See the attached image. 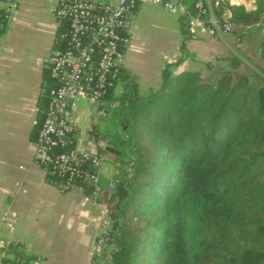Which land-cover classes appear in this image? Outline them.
Masks as SVG:
<instances>
[{"label": "trees", "instance_id": "1", "mask_svg": "<svg viewBox=\"0 0 264 264\" xmlns=\"http://www.w3.org/2000/svg\"><path fill=\"white\" fill-rule=\"evenodd\" d=\"M231 14L237 27L264 24V9ZM237 65L213 84L169 67L157 93L116 109L131 158L109 264H264V86L235 80ZM51 87L45 72L34 137Z\"/></svg>", "mask_w": 264, "mask_h": 264}, {"label": "crops", "instance_id": "2", "mask_svg": "<svg viewBox=\"0 0 264 264\" xmlns=\"http://www.w3.org/2000/svg\"><path fill=\"white\" fill-rule=\"evenodd\" d=\"M244 1L255 10L247 11L244 6L236 8L246 13L264 9V0ZM56 2L17 0L15 15L0 26V242L3 244L0 260L11 264L33 261L37 264H92L97 261L92 249L99 232L98 210L89 190L79 186L61 193L47 181L46 173L33 158L34 131L46 72L42 60L55 49L57 36L63 29V23L59 24L50 11ZM191 3L192 0H183L188 10ZM128 22L129 41L114 88L100 106L76 100L71 108L76 121L79 116H88L83 128H91L86 129L85 135L81 130L74 132L76 147L91 154H103L102 163L112 166L108 173L100 169V185L110 177L119 179L129 172L127 165L123 170L117 168V157L108 144L109 139L92 118L98 107L104 108V101L115 108L120 97L126 94L145 98V94L138 95L139 87L142 92L157 91L163 85V72L169 67L173 76L205 70H215L218 74L229 68L232 59H238L240 64L234 77L247 76L251 85L264 86V24L251 29L238 26L235 33L226 38L191 37L182 10L170 12L146 0H137ZM155 39L167 42L164 46L168 50L160 52L162 58L138 60L134 55L142 53L146 47L143 42L151 43ZM158 60L162 62L155 63ZM134 64L142 68L150 66V74L147 69L143 70L146 76L135 80L132 72H138L135 69L139 68Z\"/></svg>", "mask_w": 264, "mask_h": 264}, {"label": "built area", "instance_id": "3", "mask_svg": "<svg viewBox=\"0 0 264 264\" xmlns=\"http://www.w3.org/2000/svg\"><path fill=\"white\" fill-rule=\"evenodd\" d=\"M162 5L167 11L182 10L187 19L189 36L211 38L232 36L237 26L231 9L255 8L244 0H192L190 10L183 0H146ZM137 0H57L50 8L66 30L58 34L60 48L53 49L42 60L52 87L48 91L43 118L34 140V162L41 167L47 181L61 193L85 186L95 208L101 214L98 235L93 244L94 258L104 253L110 240L111 217L115 214L119 181L113 176L100 185L103 154H91L76 147L73 135L76 118L72 105L76 100L100 106L118 80L124 48L128 44V17ZM17 0H0V26L16 13ZM222 10V11H221ZM257 23L246 29L261 28ZM264 51V45H263ZM104 117L103 107L95 110ZM3 246L0 242V248ZM0 264H11L0 260ZM29 264H37L31 262ZM94 264V263H92Z\"/></svg>", "mask_w": 264, "mask_h": 264}, {"label": "rangeland", "instance_id": "4", "mask_svg": "<svg viewBox=\"0 0 264 264\" xmlns=\"http://www.w3.org/2000/svg\"><path fill=\"white\" fill-rule=\"evenodd\" d=\"M144 45L146 47H144L141 51L142 53L141 54H136L134 56L138 57V60H144V61H155L156 59H159V58H162V55H160V52H163V51H166L168 50L167 49V46H164L165 43L167 42H162L161 40L159 39H155L153 42H143ZM166 47V48H165ZM233 60V59H232ZM161 60H158L156 61L155 63L159 62ZM237 61H239L237 59ZM162 62V61H161ZM146 63V62H144ZM229 65H231V63H229ZM134 67H137L139 69H135L137 70L138 72H132L134 74V79L139 81V79L141 77H144L146 76L144 71L143 70H146L148 71V74H150V69L151 67L150 66H143L142 67H139L138 65L134 64L133 65ZM230 67V66H229ZM240 68V64L237 65V67L235 69L232 70V74L234 72H236L238 69ZM215 70H212V72H209V71H201V73H199V80L200 82L202 83H210V84H213L214 80L217 79L220 74L214 72ZM216 73V74H214ZM215 76H214V75ZM212 75V76H210ZM161 76H162V72H161ZM234 77V76H233ZM237 77V78H236ZM234 77V79H238V76ZM240 77H245L247 78V76H240ZM209 78V80H207ZM162 80V78H161ZM248 82L250 84V81L248 79ZM140 84V82H139ZM120 88V85L117 84V89ZM117 89H115V91H117ZM161 89V88H160ZM160 91V90H159ZM142 87L138 89V95L142 96V94L144 96H149L150 95V91L148 90H145L143 91L142 93ZM155 93H157L158 91H154ZM117 96H115L114 98L116 99ZM132 99H134L135 97L134 96H130ZM128 97V95H124L121 100L118 102V106L115 107V108H111L108 106V103L106 101L103 102V106H104V111H105V116L104 117H96L94 114L92 115V118L94 119V121H96L98 124H99V127L102 126V130L101 132H104V134L107 135L108 139H109V146H111L112 148V151L114 152L117 151L120 153V155L117 157L116 159V163L118 165V169L119 170H123L124 169V165L127 164V160L129 158H131L130 156H128V153L126 152V143L123 141V139H126L128 136H127V133H126V130H122L119 126V117H118V113L116 112L117 110L120 109V107H126V105H124V103L128 102L130 98ZM138 97V96H137ZM117 109V110H116ZM89 120V117L87 116H79L78 118V121L76 122V127L77 129L75 130V133H80V130H81V133L83 135H85L87 133L86 129H91L89 128V126L87 128H83L85 125H86V121ZM102 134V133H100ZM103 135V134H102ZM110 151V150H109ZM129 166V165H127ZM100 169L101 171H103L104 169V173H108L111 169H112V166L106 162L104 163H101L100 165ZM129 172H130V166H129ZM128 172V175L127 174H124V177H120L117 181H119V183H121L122 181H124L125 179H128L130 177V174ZM103 173V172H102ZM125 173V172H124ZM119 185V184H118ZM117 196H118V193H117ZM116 213V208H115V212ZM98 215V219L101 218V214L98 212L97 213ZM111 224H112V220H111ZM110 239H111V236H110ZM111 242V241H110ZM112 249V244H108V247L106 248V245L104 247V253L100 254V255H97L96 256V262H94V264H109V259H110V251Z\"/></svg>", "mask_w": 264, "mask_h": 264}]
</instances>
